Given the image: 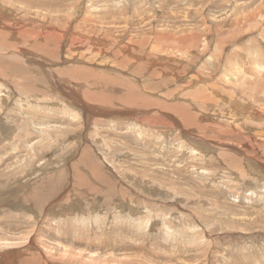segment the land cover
I'll use <instances>...</instances> for the list:
<instances>
[{
  "label": "rangeland",
  "instance_id": "374dc122",
  "mask_svg": "<svg viewBox=\"0 0 264 264\" xmlns=\"http://www.w3.org/2000/svg\"><path fill=\"white\" fill-rule=\"evenodd\" d=\"M256 65L264 0H0L1 261L264 264Z\"/></svg>",
  "mask_w": 264,
  "mask_h": 264
},
{
  "label": "bare ground",
  "instance_id": "6f19581e",
  "mask_svg": "<svg viewBox=\"0 0 264 264\" xmlns=\"http://www.w3.org/2000/svg\"><path fill=\"white\" fill-rule=\"evenodd\" d=\"M2 15V14H1ZM13 20V19H12ZM16 33H18V32H16ZM54 40V39H53ZM34 41V40H33ZM38 42V41H37ZM39 42H40V40H39ZM36 43V42H35ZM35 45V44H34ZM38 45V44H37ZM76 46V45H75ZM40 48V47H39ZM53 48V47H52ZM76 48V47H75ZM80 48V47H79ZM125 52V51H124ZM131 57V56H130ZM121 63H123L122 61H120ZM119 62V64L120 65H123V64H121ZM153 64V63H152ZM152 66V65H151ZM261 72V70H260V68H259V66L258 65H256V66H254V67H252V76H253V80H251V79H247V78H243V79H241V81H243V84L241 85L245 90H246V88H245V86H248V92H249V97H252V95L253 94H264V80L262 79V77L259 75V73ZM244 73H242V75H243ZM160 73H157V76H158V78L160 77ZM222 75V74H221ZM234 76V75H233ZM223 77V76H222ZM242 77V76H241ZM243 77H245V76H243ZM104 78H105V76H104ZM224 78V80H225V82L226 83H228L229 85H233L232 87H234V86H237L238 84L237 83H235V82H233L231 79H228V75L226 74V76L225 77H223ZM194 82V81H193ZM231 82V83H230ZM249 82H251V85H248V83ZM240 84V83H239ZM205 86V85H204ZM238 86H240V85H238ZM203 88V86H201V85H198V86H196V89L194 88L192 91L191 90H189V91H191V92H188V93H191V94H196V92L198 91V89L197 88ZM209 91H211L212 89H213V92H212V95H216L217 93V91L216 90H218L219 89V87L220 86H218V85H216V86H209V85H206L205 86ZM213 87V88H212ZM216 88H218V89H216ZM235 92V91H234ZM233 93V92H232ZM235 95V94H234ZM234 95L232 94V96H231V99L232 98H234ZM217 97V96H216ZM86 98H88V100L89 99H91V97L89 96V95H87L86 96ZM210 98V97H209ZM212 98V97H211ZM230 98V97H229ZM217 99V98H216ZM87 100V101H88ZM233 100V99H232ZM90 101V100H89ZM107 100H104L103 102H106ZM78 102H79V100H78ZM208 102V101H207ZM236 102V101H235ZM157 105L158 106H160V107H165L164 106V104L163 103H158L157 102ZM232 105V104H231ZM242 105V104H241ZM243 106V105H242ZM247 106L249 107V109H250V111L249 112H247V114L250 116V115H253V114H256V115H258V117H262V113L260 112V111H254L253 112V109H254V106H253V104L251 103L250 104V102L248 103H246L245 104V106H243V107H246L247 108ZM175 108L177 107L176 105L174 106ZM229 107V106H228ZM242 107V108H243ZM176 109H178V107L176 108ZM234 109V108H233ZM186 112L184 113H182V114H184V115H182V117H183V120H184V122H183V125H190V124H192V125H194L193 123H194V119H195V115L194 114H192V112L191 111H189V110H187V107H186ZM231 111H232V109H230ZM248 110V109H247ZM246 110V111H247ZM235 111V110H234ZM227 112V111H226ZM230 112V111H229ZM236 114V113H235ZM234 114V115H235ZM198 117V116H197ZM250 118H251V116H250ZM255 118V117H254ZM231 119V118H230ZM252 119V118H251ZM249 120V119H248ZM231 121V120H230ZM249 121H251V120H249ZM254 121V120H253ZM257 121V120H256ZM252 122V121H251ZM250 122V123H251ZM228 123H230V122H228ZM254 123V122H253ZM259 124V123H258ZM264 124V123H263ZM229 125H231V127H233L234 128V131H238L237 129H236V127H234V126H236V125H238L239 126V124H236V122H234V126H233V122L231 121V124H226V126L229 128V131H230V126ZM262 125V124H261ZM245 126L246 127H249V130L251 129V128H253V127H255V126H249L248 124H245ZM241 127V126H240ZM262 127H263V125H262ZM197 128L198 129H202L203 127H201V126H197ZM232 129V128H231ZM221 130V129H220ZM223 133H226V132H223ZM237 134H239V132H236ZM232 134V133H231ZM257 136L258 137H261L262 138V136H264V132H262L261 130L260 131H257ZM192 152L193 153H196L197 151L194 149H192ZM232 162V161H231Z\"/></svg>",
  "mask_w": 264,
  "mask_h": 264
},
{
  "label": "crops",
  "instance_id": "0c3cea01",
  "mask_svg": "<svg viewBox=\"0 0 264 264\" xmlns=\"http://www.w3.org/2000/svg\"><path fill=\"white\" fill-rule=\"evenodd\" d=\"M55 177V176H54ZM3 259V257L2 258H0V264H13V263H16L17 262V260H12L11 258L9 259V262H7V261H1Z\"/></svg>",
  "mask_w": 264,
  "mask_h": 264
}]
</instances>
